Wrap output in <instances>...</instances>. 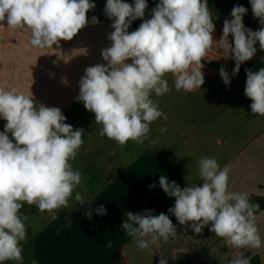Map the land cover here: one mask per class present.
Wrapping results in <instances>:
<instances>
[{
  "label": "clouds",
  "instance_id": "1",
  "mask_svg": "<svg viewBox=\"0 0 264 264\" xmlns=\"http://www.w3.org/2000/svg\"><path fill=\"white\" fill-rule=\"evenodd\" d=\"M250 4L261 27L256 31L246 28L243 16L247 9L237 5L230 13L232 19L224 21L218 40L225 58L235 61L233 75L258 50L264 51V0H250ZM95 7L91 0H0V23L12 29L27 28L30 45L35 48H59L61 41H71L89 22L99 23L96 16L90 21L88 18ZM147 8V0H134V4L106 0L104 14L114 29L107 37L109 46L101 50L107 63L85 69L76 97L94 113L99 135L121 148L129 141L144 143L150 125L162 116L167 119L151 98L153 93L159 97L169 91L166 74L174 76L177 91L201 88L205 83L202 61L216 41L208 0H159L151 18L144 19ZM137 19L143 22L129 32ZM230 34L234 43L229 41ZM219 74L226 85L230 83L223 66ZM246 76L244 94L252 101L251 112L264 116V67L256 72L246 69ZM33 97L0 88V119L6 122L0 131V264H23L22 242L26 241L29 220L21 212L25 204L55 219L60 209L68 207L77 187L87 190L81 172L71 163L84 143V129H74L65 123L60 108L37 105ZM198 166L202 184L181 188L160 176V187L175 198L174 207L168 211L182 226L191 222L197 234L211 225L209 231L230 248H261L256 222L257 213L264 216L260 204L251 202L247 191L229 190L231 169L227 165L221 168L217 158L203 157ZM74 199L81 205L91 203L81 192H76ZM96 213L106 215L107 210L101 205ZM85 215L92 218L91 211ZM126 217L121 228L141 251L159 247L161 240L168 242L177 235L176 226L163 212L128 211ZM106 246L110 248L111 241ZM159 264L168 261L161 258ZM227 264H250V258L236 253Z\"/></svg>",
  "mask_w": 264,
  "mask_h": 264
},
{
  "label": "crops",
  "instance_id": "2",
  "mask_svg": "<svg viewBox=\"0 0 264 264\" xmlns=\"http://www.w3.org/2000/svg\"><path fill=\"white\" fill-rule=\"evenodd\" d=\"M228 1L247 9L243 20L256 19L250 0H208L215 25L213 38L216 41L202 61L205 83L194 91H177L174 76L165 75L169 91L159 97L153 93L151 98L167 119L162 116L150 125L149 138L145 142L155 149L145 151H159L177 168L179 163L181 168L178 170L186 186L193 183L202 184L198 161L203 157H215L221 168L227 165L231 169L229 190L247 191L252 200L264 198V116L251 112L252 101L244 94L246 77L240 72L238 74L245 83L243 87H233L220 81L221 66L231 77L229 66L235 63L234 60L225 58L226 53L218 41L222 36L224 21L232 19V9H216L214 6ZM91 2L95 3L96 7L88 13L89 21L92 16H96L99 23L93 25L89 22L71 41H61L59 48L55 45L53 48H35L30 45V33L27 28L12 29L0 23V88L33 94L37 105L60 108L66 116L65 123L73 127L92 114L85 109L82 102L76 100L79 95V81L87 67L107 63L101 56V50L109 46L107 37L114 30L111 28L112 21L104 15L106 0ZM124 2L134 4V0ZM131 31L130 27L129 32ZM92 117L95 119L94 114ZM99 127L96 125L90 131L91 137L88 139L89 142L100 144L95 149L99 151V158L90 163L94 170L92 183L85 187L86 191L76 189L68 206L77 205L78 202L74 199L76 192H81L86 201L95 199L145 152L138 153V157L126 167V155L131 150V144L137 143L129 141L121 148L115 141L100 136ZM161 128L167 130L161 132ZM174 143L182 144L180 148L185 146L188 156L178 158L172 147ZM120 167L122 169L116 176ZM185 173L197 177L186 179ZM88 204L85 202L83 208ZM53 220L52 218L49 223H44L47 225H43V229ZM171 220L176 226V236L170 237L168 242L161 240L159 247L154 245L150 250L143 251L139 250L132 240L120 252L118 264H159L161 258L167 259L168 264H227L236 253L249 257L250 264H264V216L259 213L256 221L262 239L259 249H233L209 231L211 225L205 226L202 232L197 234L191 229V222L182 226L175 216ZM22 248L23 264H38L33 256V248H30L31 251L23 245ZM28 251L32 258L27 254ZM4 263L15 264L13 261Z\"/></svg>",
  "mask_w": 264,
  "mask_h": 264
},
{
  "label": "trees",
  "instance_id": "3",
  "mask_svg": "<svg viewBox=\"0 0 264 264\" xmlns=\"http://www.w3.org/2000/svg\"><path fill=\"white\" fill-rule=\"evenodd\" d=\"M218 6L226 8L227 4L220 2ZM234 6L228 5L226 9ZM243 23L253 31L261 27L259 18L243 20ZM130 27L134 31L138 24ZM229 41L234 43L231 34ZM260 67H264V51L258 50L252 60L241 64L239 72L247 78L246 69L256 72ZM5 123L0 119V131L4 130ZM161 175L181 188L186 187L182 174L168 158L159 151H145L79 212L59 211L35 237L34 259L38 264H118L120 252L133 240L121 228L128 211L137 214L151 210L153 215L163 212L170 219L174 217L168 210L174 207L175 198L160 187ZM152 184L156 186L150 188ZM251 202L259 203L260 210L264 211V198H253ZM101 205L105 206L106 215L96 213ZM87 211L92 212L91 219L85 215ZM21 212L30 214L26 205ZM108 241L112 244L110 248L106 246Z\"/></svg>",
  "mask_w": 264,
  "mask_h": 264
},
{
  "label": "rangeland",
  "instance_id": "4",
  "mask_svg": "<svg viewBox=\"0 0 264 264\" xmlns=\"http://www.w3.org/2000/svg\"><path fill=\"white\" fill-rule=\"evenodd\" d=\"M158 2H159V0H147L148 8L146 9V14H145L144 19H150L151 18V11L153 8H155V6ZM226 4L228 6V5H231L232 3L228 1ZM214 7L216 9L225 8V7H219L218 4H216ZM142 22H143L142 19H137V20L133 21L132 24L137 23L139 26ZM234 67H235V63H232L229 66V70L232 73L231 77H229V80H230L229 85L230 86L232 85L233 87H243L245 83H243L244 81H242V80H244V79H242L238 73L236 75H233ZM220 81L224 82L222 78L220 79ZM93 114L94 113H92L88 119H84V121L81 120L80 123H78L76 126L73 127L74 129L75 128L84 129V132L82 135V139H83L84 143L81 146V148L79 149L75 159L73 161H71V163H72L74 170L81 172L82 183L85 187L92 183V173L94 172V170L92 168L93 166H91L90 163H92V161H95L96 159L99 158V156H97L99 154V151L95 150V149L97 148V146H100V144L88 141V139L91 137L89 135L90 131H92L96 127L95 119H93L94 117H92ZM180 145H182V144H180V143L172 144L173 150L176 153L177 157L182 158V157L188 156V154H187L188 149H186L185 146H181V148H180ZM214 146L216 147V144H214ZM135 147H139L138 150H135L134 149ZM146 149H155V148L153 146H151V144L148 142H145L142 144L141 143L131 144V150L126 155V167L134 161L135 157H138V153H143V151H145ZM117 150L118 149H116V151ZM215 150H217V149H215ZM178 168H181V166H179V163H178ZM121 169H122V167H120L119 170H117L116 176L119 175L118 171H121ZM184 175H185L186 179H189L190 177L192 179H194L197 177V176H190L186 173ZM77 189H80V188L77 187ZM25 205L28 207V210H30L29 220L27 221L28 223L26 222L27 224H29L28 225L29 231L26 234V241L22 242V245L27 250L31 251L30 248H33V243H34L33 239L36 237V235L39 232H41V230L43 229V225H47L44 223H49L52 220V217H50L47 212H43V213L40 212L35 206H28L27 204H25ZM83 205L77 203L76 206H68L66 208L60 209V211H66V212H69L71 214H76L81 209H83ZM42 221H45V222H42ZM29 251L27 254L29 255L30 258H32L31 253Z\"/></svg>",
  "mask_w": 264,
  "mask_h": 264
}]
</instances>
